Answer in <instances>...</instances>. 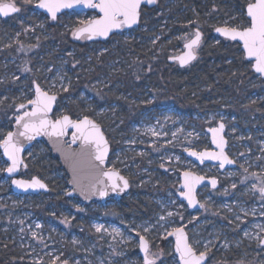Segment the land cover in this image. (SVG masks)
Wrapping results in <instances>:
<instances>
[{
    "label": "rangeland",
    "instance_id": "rangeland-1",
    "mask_svg": "<svg viewBox=\"0 0 264 264\" xmlns=\"http://www.w3.org/2000/svg\"><path fill=\"white\" fill-rule=\"evenodd\" d=\"M204 14L209 15L208 12ZM242 14L245 13L238 9L229 17L211 15L206 20H213L214 26L237 27L244 24ZM86 16L91 14L67 13L60 18L72 20L63 24L69 31L71 24L77 25ZM18 20L24 23L22 28L13 34H0L3 38L0 49L15 46L18 50L0 60V82L4 85L0 92V142L12 130L14 116L18 113L16 107L34 97V81L49 92L61 94L65 88L68 90L71 80L70 70L65 67L60 51L56 52L54 42H50L52 50L43 52L40 50L41 36L33 33V25L47 27L50 24L48 18L40 16L39 21L32 23L20 14ZM196 22L195 18L186 19L182 24H192V30L177 28L173 37L166 39L174 38L177 42L170 56L183 49L194 28H199L194 24ZM158 27H163V24ZM160 33L141 38L129 30L120 35L150 49ZM42 37L50 38L48 32ZM211 39L218 38L212 36ZM200 47L195 49L198 54ZM105 49L106 46L100 48ZM45 55L50 56L53 62L47 63ZM16 82L18 86H15ZM96 91L97 88L90 92L81 89L79 95L91 100ZM153 93L155 91L148 88L141 94L147 97L146 102L151 103ZM255 99L264 100V96H256L255 93L247 96L249 103ZM139 102L143 103V100ZM262 106L264 108V101ZM67 109L66 98H60L55 116L66 113ZM102 110L106 109L98 108L91 116L98 119ZM81 115L84 113L77 117ZM141 115V120L134 123L128 133L120 130L110 139L119 145L113 150L107 166L136 177L132 190L120 200L110 198L103 203L86 204L77 197H71L69 203L62 202L59 209H55L53 203H48L51 195L16 194L11 191L10 178L5 175L8 163L0 150V233L17 242L29 264H59L63 261L68 264H144L138 249L140 236L148 240L149 258L155 264H178L173 243L167 236L175 227L183 226L187 227L189 243L196 252L208 253L207 264H264V246L260 244L264 234V198L259 191L264 186V111L261 116L253 115L250 121L245 118L241 124L236 114H228L223 105L214 106L207 112L195 111L189 116L172 103H159L144 108ZM191 117L197 120L192 121ZM219 120L226 124L225 134L232 140L227 151L237 162L236 167L224 171L217 164L200 166L182 155L183 149L202 151L212 148L205 127L214 126ZM198 121L204 122L205 127H201ZM55 159L43 141L36 142L25 154L26 167L20 176H40L64 193L69 190L67 175ZM38 169L42 170L41 175ZM185 170L221 177L225 185L210 190L205 185L199 194L202 197L198 199L203 208L189 211L177 194L180 171ZM133 188H151L142 193L151 200L152 209H128L126 212L128 205L123 200L139 196ZM245 198L251 201L246 203ZM33 205H41L42 208L35 211ZM248 216H252L250 221ZM244 220L247 223L241 224ZM96 226H101L100 232L96 231Z\"/></svg>",
    "mask_w": 264,
    "mask_h": 264
},
{
    "label": "trees",
    "instance_id": "trees-1",
    "mask_svg": "<svg viewBox=\"0 0 264 264\" xmlns=\"http://www.w3.org/2000/svg\"><path fill=\"white\" fill-rule=\"evenodd\" d=\"M16 2L20 7V12L28 17L31 3H24L23 0H16ZM248 2L249 0H159L153 7L143 5L140 10L139 25L132 31L141 38L161 32L153 45L154 50L147 49L145 45H139L134 39H127L120 34H113L110 40L107 41L75 42L72 40V35H69V31L64 30L62 25V22H72L70 18L62 20L61 25L52 24L48 26L51 38L57 42L56 46L59 47L56 52L60 51L63 58H66V67L70 69L72 75L68 90L62 92L60 96V98L65 97L67 100V113L71 116H77L81 113L90 114L92 111L89 110L88 106L91 102L96 106L102 105L104 102L102 97L106 98L105 93L104 95L98 94V97L91 100H86L84 99L86 97H80V90L90 91L92 89L91 81L109 72L110 78L117 77L118 73L114 71V68L118 67L119 63L125 65L130 61H134L132 58L136 55V51L132 52V49L139 45L141 49L140 61L143 68H148L150 72L148 75H154L157 80L158 93L167 94V91L172 90V98L166 101V96H158L157 100L152 103L137 102L136 110L151 104L172 103L182 112L191 116L195 111L207 112L212 110L214 106L223 105L226 106L228 114H236L240 124L245 118L250 121L249 118L253 119V115L261 116L264 111L262 106L264 100L255 99L249 103L247 96L251 93H255L256 96L264 94V90H262L264 80L253 72L251 63L245 59L243 51L240 49V44L216 36L214 33L216 25L214 26L213 20H206V17L209 18L211 15H218L222 18L229 17L238 9H242V12L245 13V6ZM215 6L216 9L214 10ZM205 12H208L209 15H205ZM17 16L0 19V34L5 32L12 34L16 32L19 26L24 24L19 23ZM32 17L35 20V17ZM191 18L197 20L194 24L199 27L198 29L203 35L198 57L183 71L178 72L173 69L174 73L171 74L166 63H168V57L171 50L176 47L177 42L174 38L170 41L166 39L173 37L177 28L178 30L191 29L192 24L190 26L182 24L186 19ZM242 19L244 26L247 24L248 18L245 14H242ZM234 20L237 21V19ZM159 24H163V27H158ZM212 36L218 39H211ZM2 44L3 38L0 37V46ZM71 46L74 47V49L72 48L74 50L72 51L73 54L68 53ZM103 46H106V49L100 50ZM15 48V46H12L0 49V60L16 53L18 50ZM49 49H52L49 40L46 41V44L43 41L40 50L47 51ZM156 51L157 53H154ZM45 59L47 63L51 62L48 56ZM90 66L92 70H89ZM111 69H113L112 72ZM112 73H115L114 76ZM170 78H173V83L168 82ZM101 86V84H98L96 87L100 88ZM105 102L110 103L111 101L108 99ZM131 105L134 104L131 103ZM231 105H233L232 108ZM141 116L139 112H136L133 116L104 117L100 115L99 121L103 127L109 128L108 135L111 139V136L120 130L128 133L131 126L141 120ZM190 119L192 121L197 120L193 117ZM198 122L201 123V121ZM116 125L118 126L114 127ZM200 126L204 128L205 123L202 122ZM118 145L119 143L116 145L115 142H112V148ZM55 162L60 166L58 159H55ZM37 172L40 173L39 175L42 174L40 169ZM47 182L50 190L48 193L40 194L51 195L48 203H53V207L59 209L62 202L65 204L70 202L71 197H68L66 192H59L50 181ZM150 189L133 188L139 196L138 198L123 200V203L128 205V208L125 209L126 212H128V209L135 211L138 209L144 211L152 209L151 200L142 193L144 190ZM144 202H146V205L143 204ZM32 208L38 211L42 206L33 205ZM26 258L14 239L0 233V264H29Z\"/></svg>",
    "mask_w": 264,
    "mask_h": 264
},
{
    "label": "snow or ice",
    "instance_id": "snow-or-ice-1",
    "mask_svg": "<svg viewBox=\"0 0 264 264\" xmlns=\"http://www.w3.org/2000/svg\"><path fill=\"white\" fill-rule=\"evenodd\" d=\"M24 3H32L33 0H23ZM154 0H147V3H153ZM142 0H36V6L45 9L51 16L52 20L57 19V13L61 9L73 8L78 4H83L86 7L98 9L101 14L98 18L88 21L84 27L72 33L76 39L86 38L92 39L97 36L107 37L113 29H120L125 26H132L137 23L139 17V9ZM20 8L17 7L15 0H0V15L9 16L12 13H17ZM247 24L246 26L237 27H218L216 32L220 33L225 39L231 41L242 42V47L246 58L250 61L254 60L253 67L257 73L264 74V0H249L246 8ZM201 40V33L199 30L195 32L192 38L185 47L189 50L185 57L180 58L181 64H185L190 60L195 59V48L199 45ZM65 91L67 89L65 88ZM35 99L29 100L28 103L33 105L32 111H25L24 114L17 118V124H22L24 131L20 132V136H24L31 140L35 135L42 132L49 136H63L65 129L73 127L76 133L73 134L72 143L75 144L80 140V151H72L69 154V159L76 166H90L96 168L105 163V158L108 151V142L104 138L99 126L91 121L88 117L82 120L73 121L68 116H63L62 119H57L55 122L47 119V114L52 110V105L56 101L55 95H49L48 92L43 91L39 85L35 88ZM26 105L21 104L20 108H25ZM224 128L223 124L219 128H210L212 133V142L220 149L219 152L205 151L202 153L189 152V155L197 157L201 163L205 159L220 161V167L225 163L231 164L232 160L224 154V140L218 134ZM51 129V131H49ZM14 133L9 132L7 137L0 143L3 147L4 154L12 161L7 171L9 173L15 172L20 163L19 153L22 148L13 141ZM109 180H113L111 185L112 190L115 191L119 186L115 183L114 177L117 175L111 172H103ZM184 183L182 187L185 191L181 192L190 206H195V186L202 182L203 177L195 176L190 172H184ZM119 179L123 180L122 177ZM21 188H43L45 185L38 180H33L31 183L15 180L13 181ZM212 185H216V180L211 181ZM128 187L127 180H123V191ZM235 187V185H233ZM261 197L264 198V187L259 189ZM99 195H107L106 191H99ZM203 207V205H201ZM171 215V213H169ZM163 219V217H161ZM148 231L147 228L144 229ZM96 231H101V226H96ZM116 231V229H113ZM169 236L175 237V252L178 254V264H202L205 259V253L201 252L197 255L195 249L188 242V238L182 228H177L173 232L168 233ZM264 243V240H261ZM139 246L144 252V264H155L153 259L149 258V243L140 236Z\"/></svg>",
    "mask_w": 264,
    "mask_h": 264
},
{
    "label": "water",
    "instance_id": "water-1",
    "mask_svg": "<svg viewBox=\"0 0 264 264\" xmlns=\"http://www.w3.org/2000/svg\"><path fill=\"white\" fill-rule=\"evenodd\" d=\"M156 2H157V0H154L153 3H147V0H142L141 6H140V9H139V17H138L137 23L133 24L130 27L125 26V27H122L120 29H113V31L110 32L107 37L97 36V37H94L92 39H86V38L76 39V38H74L73 35H72V33L74 31L78 30L79 28L84 27L85 24L88 22L87 21V22L79 25L77 28H75L71 32L72 38L75 39V40H77V41H80V42H83V41H89V42H93V41H105V40H107L114 33H118V32L124 31V30H128V29L137 27L138 24H139V22H140V15H141L140 10H141V7L143 5H146V6H149V7H153L156 4ZM246 8H247V5L245 6V14H246ZM36 9H38L41 12H43L44 14H46L50 18V20L52 22H55L56 21V20H52L50 14L45 9L38 8L37 6H36ZM73 10H76V11L95 10L96 13H97V16L94 17V18H98L101 15L99 13L98 9L89 8V7H86L83 4H78V5H76L73 8L61 9L57 13V16L59 14L65 12V11H73ZM14 14H16V13H12L9 16L14 15ZM0 17H3L4 18L5 16L0 15ZM91 20H89V21H91ZM218 27H226V26H224V25H218V26H216L214 28V33L216 35L220 36V37H223L220 33L216 32V28H218ZM227 27H229V26H227ZM199 32L201 33L200 30H199ZM194 35L191 38H189L188 40H186L184 42L183 49H182V51L180 53H178L176 55H172V56L169 57V60L170 61L176 60L177 62H179L180 65L184 66V65L191 64L196 59L197 52L194 50L195 59L190 60L189 62H187L185 64H181V62H180V58L181 57H185L186 54L189 51L185 47V44L188 43L192 38H194ZM201 37H202V33H201ZM236 42H238L240 44L241 50L243 51L242 42H240V41H236ZM243 54H244V51H243ZM244 57H245V59L247 61H249L251 63V68H252L253 72L256 75H258L259 77H261L262 79H264V74L257 73L255 71V69L253 67L254 60L253 61H250L248 58H246L245 54H244ZM37 85L40 86V84L37 83V82H35L34 85H33V88H34V97H33V99H35V95H36L35 94V88H36ZM40 88L43 91H46L41 86H40ZM46 92H48V91H46ZM48 94L49 95H55L56 98L58 99V95L56 93L48 92ZM57 99H56V101L52 105V110L47 114V119H49L50 121L55 122L57 119H62L63 116H68L73 121H79V120H82L85 116L88 117L91 121H93L96 125L99 126L100 130L102 131V133L104 135V138L108 142V151H107V155H106V158H105V163L102 166H99V167H96V168H92L90 166H79V165L76 166V167H74L73 162L68 157H69V154L72 151H76V152H79L80 151V143L81 142L78 139L75 144L72 143L73 134L76 133V130L73 127L66 128L65 129V134L63 136H56V135L49 136V135H47V134H45L43 132L41 134H39V135H35L34 138L31 139V140L27 139L24 136H20L19 133L22 132V131H24V129L22 127V124H17V118L20 117V116H22L25 111H28V112L32 111V109L34 107L33 105H31V104H29L27 102L25 104L26 105V108L22 112H20L18 115L15 116L14 122L12 124V130L8 131L6 133V135H5V137L3 138V140H4L7 137V134L9 132L14 133L13 141L19 147L22 148V151L19 153L20 163L18 164L17 170L15 172L9 173L7 171L8 167L11 166L12 161L4 154L3 147H0L2 156L5 159V161L8 163V166H7L6 170H5V175L10 178L11 190L14 193H16V194H21V195H29V194L33 195V194H40V193H48V191L50 190V186H49L48 182L45 179L41 178L40 176L34 175L31 178H25V177H21L20 176L21 169L24 168V167H26L25 154H26L27 150H29L31 148V146L33 144H35L36 142L43 141L47 145V147L49 148V150L51 152V155L54 158H56V159L59 160L61 168L64 170V172L67 175V186L69 187V190L66 192V195L68 197H77L81 202L86 203V204H89V203H92V202L103 203V202L107 201L110 198H115L117 200L122 199L124 196H126L129 193L130 188H131V184H130L129 179L127 178V176H125L121 171H119L118 169H116L114 167L107 166V162H108L109 155H110V152H111V145H110V142H109V140L107 138V135H106V133H105V131H104L101 123L99 121H97L96 119H94L93 117L88 116V115H83V116H81L79 118H75V117H72L70 114L65 113V114H63V115H61V116H59L57 118L54 117L53 114H54V111H55V108H56ZM19 109H21L20 106L17 107V110H19ZM220 124H223L224 125V128H223V130L221 132H219L218 136L219 137H223V140L225 142L224 143V154L228 157V159L232 160L233 163H231V164L225 163L223 167H220V161H218V160H208V159H205L203 161V163H201V161L197 157H194V156L189 155V152H192V151L197 152V153H202V152H205V151H215V152H219L220 149L217 148L216 145L213 144V142H212V133L209 131V129L210 128H219V125ZM205 130L209 134V139H210L212 148L203 149L202 151H197V150H194V149L186 150L185 153L188 155V157L191 158V159H193L195 162H197L200 165H203V164H206V163L217 164L218 167H219V169L221 171H223V170H225L227 168L234 167L236 165V161H235L234 158H232L229 155V153L227 151V148H228V138L225 136V133H224L225 132V123L220 120L214 126H207ZM49 131H51V129H49ZM76 135L78 136L79 134L76 133ZM3 140L0 143H2ZM103 172H111V173L117 174L113 178L114 181H115V183L119 186L115 191H113L112 190V187H111V185L113 183V180H109L106 176H103L102 175ZM184 172H190V173L194 174L195 176L203 177L202 182L199 183V184H197L195 186V198H196V204H195V206H190L189 203H188V200L184 196L181 195V192L185 191V189L182 187V185L184 183V176H183ZM119 177H122L123 180H127V182H128V187L125 188L123 191H120V188L123 187V180L119 179ZM34 179L40 181V183H42L43 185H45V187H43V188H39V187L21 188V187H18L16 184L13 183V181H15V180H22V181H26V182L31 183ZM213 179L216 180V185L215 186H213L212 183H211V181ZM205 184H208L212 188H216L217 185H218L217 184V179L214 178V177H206V176L199 175V174H197V173H195L193 171H189V170L188 171H183L181 173V181L178 184V188L179 189H182V190L178 192V196H179V198L182 201H185L186 202L188 208L191 211L192 210H195V209L201 208V204H200V202L198 200V196H197V191H198V189L201 186H203ZM101 190L106 191L107 192V195H104V196L99 195V191H101ZM178 228H182L184 230V232H185V234H186V236L188 238V242H189V237H188V233H187L186 229L183 228V227H178ZM172 237H173V250L175 252V243H176V241H175V237L174 236H172ZM261 240H264V235L262 236ZM261 240H260V244L262 246H264V243H261ZM139 249H140V253H141L142 257L144 258V255L145 254L141 250L140 246H139ZM203 253H205V252H203ZM197 255H199V253H197ZM177 257H178V254H177ZM178 259H179V257H178ZM207 260H208V257H207V254L205 253V259L202 261V264H206L207 263ZM59 264H68V263H66V262L63 261V262H60Z\"/></svg>",
    "mask_w": 264,
    "mask_h": 264
},
{
    "label": "flooded vegetation",
    "instance_id": "flooded-vegetation-1",
    "mask_svg": "<svg viewBox=\"0 0 264 264\" xmlns=\"http://www.w3.org/2000/svg\"><path fill=\"white\" fill-rule=\"evenodd\" d=\"M158 1L159 0H157V2H156V4L158 3ZM15 3L17 4V2H16V0H15ZM155 4V5H156ZM17 6H18V4H17ZM20 8V7H19ZM31 11L33 12V14H34V12H36L37 14H36V17H35V20H33V17L32 16H34L33 14H31L30 16H28V17H26V15H24L23 14V16L25 17V20L26 21H30V22H36V21H39V17H40V12H37V10L33 7L32 9H31ZM65 14H67V13H65ZM42 16V15H41ZM62 16V15H61ZM235 18H233L232 20H234ZM66 24V23H65ZM218 25H221V24H218ZM24 25H22V26H19V28H22ZM74 28H76V25L74 24V25H70L69 26V30H72V29H74ZM196 29H198V28H194V32H193V34H192V36L195 34V30ZM5 34H8L7 32H5ZM69 35H70V33H69ZM113 35V34H112ZM111 35V36H112ZM216 35V34H215ZM111 36L108 38V40H110V38H111ZM217 36V35H216ZM190 38V37H189ZM188 38V39H189ZM187 39V40H188ZM202 39H203V35H202V37H201V40H200V43H199V45H198V47H196L195 49L197 50L198 48H199V46H201V43H202ZM72 40L73 41H75V42H78L77 40H75V39H73L72 38ZM87 42V41H86ZM80 43H83V42H80ZM88 43H92V42H89L88 41ZM71 48H73L74 49V47L73 46H71ZM150 49H152V50H154V46L152 47V48H150ZM240 49H241V47H240ZM140 46L139 45H137V47L135 48V49H132V52L133 51H136L135 52V56H134V58H132V57H130V58H132V59H134V61H130V62H128V63H126L125 65L123 64V63H119L118 65L120 66H118V67H116V68H114V71L116 72L117 71V77H114V78H110V72L108 73V74H106V75H102V76H100V77H98V78H95V79H93L92 81H91V87H92V89H94V88H97V93H96V95L95 96H92V98H96V97H98L99 95H104V93H105V96H106V98L103 96L102 97V99L104 100V102H103V104L102 105H100V106H96V105H94V103H90V106H91V108L92 109H89V110H91L92 112L90 113V114H84V115H88V116H91L92 114H95L96 112V110L98 109V108H101V107H104L106 110L105 111H103L102 110V112L100 113V115H102V116H104V117H113V116H116V115H118V116H133L134 114H136V112H139V114H143V111H144V108H146V107H143V108H141V109H138V110H136V107L138 106V105H136L137 104V102L138 103H141V102H139V101H142L143 99V101H145L146 102V99H147V97L146 96H142V92L143 91H145V89H151V90H154L155 91V93H153V96L151 97V99H152V101H151V103L152 102H155L156 100H157V97L158 96H166V101H168V99H171L172 98V94H171V92H172V90H169V91H167V94H163V93H158V88H157V80L155 79V77H154V75H153V73H151V75H153V76H149L148 74L150 73L149 72V70H148V68H143V64L141 63V61H140ZM182 51V50H181ZM180 51V52H181ZM179 52V53H180ZM154 53H157V51L156 52H154ZM197 55H198V53H197ZM169 57H170V55H169ZM169 57H168V60H169ZM197 58V57H196ZM193 63V62H192ZM190 64H188V65H184V66H182V65H180L179 64V62H177L176 60H174V61H168V63H166V66H168V68H169V73H171V74H173L174 73V71H173V69H175V70H177L178 72H181V71H183L184 69H186L188 66H189ZM89 70H92V67L90 66L89 67ZM111 72L113 71V69H111L110 70ZM114 74L115 73H112V75L114 76ZM104 76V77H103ZM173 78H170L169 80H168V82H174V80H172ZM17 80H19V79H17ZM264 80V79H263ZM40 81H42V76H40ZM96 81V82H95ZM163 81V80H162ZM34 82H36V81H34ZM92 82H94L95 84H93L92 85ZM164 82V81H163ZM18 83V82H17ZM98 84H101L102 86L100 87V88H98V87H96ZM171 84V83H170ZM18 86V85H17ZM4 89V85L0 82V92H2V90ZM91 89V90H92ZM262 90H264V87L262 88ZM88 92H90L89 90H88ZM170 92V93H169ZM54 93H56L59 97H58V99H57V104H58V100L60 99V96H61V94L60 93H58V92H54ZM103 93V94H102ZM99 94V95H98ZM113 94V95H112ZM252 94V93H251ZM250 94V95H251ZM261 96L263 95L264 96V94H260ZM108 99H110V103H106L105 101H108ZM131 103H133L134 105H131ZM57 104H56V107H57ZM156 105H158V104H156ZM156 105H150V106H156ZM20 106V104L17 106V107H19ZM17 107H16V110H17ZM148 107V106H147ZM26 108V107H25ZM25 108H22V109H25ZM111 108H116V109H114L113 111H111ZM21 109V110H22ZM20 110V111H21ZM55 111H56V108H55ZM54 111V112H55ZM182 113H184V112H182ZM81 114H83V113H81ZM80 115V114H79ZM79 115H77V116H79ZM77 116H72V117H75V118H79V117H77ZM81 116H83V115H81ZM80 116V117H81ZM91 117H93V116H91ZM94 118V117H93ZM95 119V118H94ZM97 121H99V118L98 119H96ZM100 122V121H99ZM101 123V122H100ZM102 125V124H101ZM103 127V126H102ZM103 129H104V131H105V133H106V135H107V138H108V140H109V142H110V137H109V135H108V133H109V131H108V129L106 128V127H103ZM225 132H226V124H225ZM228 138V137H227ZM232 140H230V138H228V143L229 142H231ZM110 145H111V152H110V155H109V159H108V161L112 158V152H113V150L115 149V148H112V142H110ZM229 145V144H228ZM187 149H183L182 150V155L184 154V157H188V155L185 153V151H186ZM174 151V150H173ZM189 158V157H188ZM191 159V158H190ZM193 160V159H192ZM194 161V160H193ZM195 162V161H194ZM108 163V162H107ZM195 163H197V162H195ZM198 164V163H197ZM207 164V163H206ZM198 165H200V164H198ZM203 165H205V164H203ZM203 165H200V166H203ZM236 165H237V162H236ZM236 165H235V167H236ZM185 171H188V170H185ZM183 171H180V181H181V173H182ZM124 174H125V172H123ZM200 175V174H199ZM125 176H127V175H125ZM204 176V175H203ZM206 177H208V176H206ZM127 178L129 179V182H130V184H131V188H130V190H132V184H133V182L136 180V177L135 176H130V175H128L127 176ZM214 178H216L217 179V187L216 188H219V187H221V186H223V185H225V182H224V180L221 178V177H214ZM180 183V182H179ZM178 183V184H179ZM205 185H208V184H205ZM205 185H203V186H201L199 189H198V191H197V196H198V199L200 200V197H202V196H199V194H200V192L202 191V189H205L206 187H204ZM209 186V185H208ZM210 187V186H209ZM212 187H210L208 190H210ZM215 188V189H216ZM213 189V188H212ZM182 189H180L179 191H181ZM179 191H177V194H178V192ZM130 192V191H129ZM245 201H246V203H248V202H250L251 201V199L249 200V199H247V198H245ZM186 203V202H185ZM200 204H201V202H200ZM187 205V204H186ZM201 205H203V204H201ZM188 207V206H187ZM203 207H201V208H199V209H195V210H200V209H202ZM189 209V208H188ZM189 211H191L190 209H189ZM192 211H194V210H192ZM252 216H248V220L250 221L252 218H251ZM246 220V219H245ZM242 221L241 222V224H243L244 222H246L247 223V221ZM246 223H245V225H246ZM178 227H183V226H178ZM178 227H175L174 229H176V228H178ZM183 228H185V227H183ZM174 229H172L170 232H172ZM186 229V231H187V233H188V237H189V242H190V233H189V231L187 230V227L185 228ZM264 235V234H263ZM140 238V237H139ZM167 238L169 239V240H171L172 241V243H173V237L172 236H167ZM262 238V237H261ZM261 240V239H260ZM149 243V242H148ZM149 246H150V244H149ZM138 249H139V244H138ZM139 251H140V249H139ZM196 251V250H195ZM206 254H207V257H208V253L207 252H205ZM209 259V258H208ZM207 262H208V260H207ZM207 264V263H206Z\"/></svg>",
    "mask_w": 264,
    "mask_h": 264
},
{
    "label": "built area",
    "instance_id": "built-area-1",
    "mask_svg": "<svg viewBox=\"0 0 264 264\" xmlns=\"http://www.w3.org/2000/svg\"><path fill=\"white\" fill-rule=\"evenodd\" d=\"M33 5H35L36 4V0H33ZM84 14H88V12H86V11H84L83 12ZM91 14V16H86L85 18H84V20H81V21H85V20H88V19H90V18H92L94 15H95V13L94 12H92V13H90ZM80 21V22H81Z\"/></svg>",
    "mask_w": 264,
    "mask_h": 264
},
{
    "label": "bare ground",
    "instance_id": "bare-ground-1",
    "mask_svg": "<svg viewBox=\"0 0 264 264\" xmlns=\"http://www.w3.org/2000/svg\"><path fill=\"white\" fill-rule=\"evenodd\" d=\"M59 97V96H58ZM225 133V132H224ZM229 144V143H228ZM64 171V170H63ZM224 171V170H223ZM214 189V188H213ZM185 202V201H184Z\"/></svg>",
    "mask_w": 264,
    "mask_h": 264
}]
</instances>
